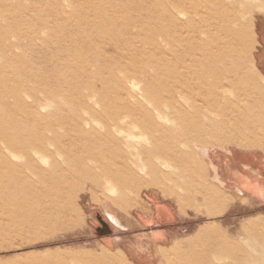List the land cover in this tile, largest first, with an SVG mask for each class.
Here are the masks:
<instances>
[{
	"label": "rangeland",
	"instance_id": "1",
	"mask_svg": "<svg viewBox=\"0 0 264 264\" xmlns=\"http://www.w3.org/2000/svg\"><path fill=\"white\" fill-rule=\"evenodd\" d=\"M216 1L0 0V264H264V168L259 187H224L206 157L231 148L264 160V123L245 145L210 112V136L193 141L199 115L173 86L172 51L199 30L206 88L264 119V0H220L232 15L220 21ZM161 204L164 236L140 224Z\"/></svg>",
	"mask_w": 264,
	"mask_h": 264
},
{
	"label": "bare ground",
	"instance_id": "2",
	"mask_svg": "<svg viewBox=\"0 0 264 264\" xmlns=\"http://www.w3.org/2000/svg\"><path fill=\"white\" fill-rule=\"evenodd\" d=\"M216 3H217V7H214L215 11H213V9H211L212 11L209 12L210 13L209 16H210L211 20L217 19L220 21L222 18V16H221L222 14H227V17L232 20V15H231V13H229L231 11V9L229 8L231 5L228 7L224 2L223 3L220 2V0L216 1ZM233 6H235V5H233ZM180 13L186 14L188 12H186L185 10H182V11H180ZM169 19H170V17H167V16L164 17V20H169ZM222 30H223V33L225 35L229 34V32H231L228 25H226L225 28H223ZM219 32H221V31L218 30L216 33L218 35H220ZM167 35H168L167 31H165V30L162 31L163 38H166ZM205 40L208 41V39H205ZM205 40L203 39V41H202V38L200 36V31L196 30L193 32V35L190 36V42H189V45L186 46V52L177 51L174 53V51H172V53L174 54V58L176 57L179 60V61H177V59H175V61H177L178 64L176 66L174 65V67H171L177 73V77H174V79H175L174 84L175 85H173V86L175 89H180L184 92L182 99L184 101H187L188 103H189V101H190V103H193L192 105H194L195 108L193 106L191 108L195 109L196 114L199 115L198 117L192 119L193 121H191V124H193V125L196 124V126H197V127L195 126L196 130H194V132L197 131V133H196L197 136H192L191 140L199 142L198 139H199V137H201L202 134H203V136H206V137L210 136L209 133L205 131L206 123L203 120V116H205V115L207 116L211 112V113H216L220 117L223 118V120L220 121V124H221V134L223 135L224 138L228 132L236 130L237 134L239 136L246 133V135L244 137V138H246L245 139L246 143H244L245 145L251 144V145L257 146L258 145L257 144L258 143V137H259L257 125L259 123H264V119L262 121H260V119L258 118V115L255 118V115H252L250 110H249L250 107L247 110H240V109L235 110L236 107L233 105V103H231V102L227 103L222 99L218 100L221 97L219 95H217L216 92L210 93L209 90L206 88L207 87L206 86L207 80L209 79L210 75H208V74L206 75V73L204 71L205 66H206V62L209 60V57L207 58L205 56L206 55L205 54V51H206L205 50L206 49V44H205L206 41ZM197 51H200V52L197 53ZM224 51H225V48H224ZM222 65H223V63H222ZM166 67H170V64L167 62V60L165 58H163L162 59V68L165 71L167 70ZM226 74H228V73H226ZM226 79H228V78H226ZM194 81H196L199 85H197L196 82H194ZM198 89H201V92H202L201 96H202V100H204L202 105H198L197 101L195 100L194 91L198 90ZM229 89H230V87H229ZM222 90H224V89H222ZM212 100H214V102H212ZM186 104L187 103H184V104L180 103V105H178V108H180L184 112V114H186V111L188 112ZM261 104L262 103L260 102L259 105H261ZM262 105L263 106H261V107L259 106V110L261 109L262 113L264 114V104H262ZM259 110H258V113H259ZM122 115H123V112H122ZM120 125H121V123H120ZM160 126H162V125H160ZM148 127L150 130V133L152 131H154V129L159 128L158 125L154 124L151 121L149 122ZM201 128H204V131ZM244 129L246 130V132H244ZM157 133L160 135V137L165 136L166 134H169L168 129L163 128V127H160L158 129ZM230 141H234V139H231ZM141 155H143V154H141ZM110 177H112V176H110ZM74 196L76 197V195H74ZM133 205H135L137 207L139 206V205H137L136 202H134L131 204L130 208H132Z\"/></svg>",
	"mask_w": 264,
	"mask_h": 264
},
{
	"label": "crops",
	"instance_id": "3",
	"mask_svg": "<svg viewBox=\"0 0 264 264\" xmlns=\"http://www.w3.org/2000/svg\"><path fill=\"white\" fill-rule=\"evenodd\" d=\"M261 16L264 17V15ZM256 29V68L260 74L264 76V18L258 20ZM206 157L211 162V165L215 169V175L224 187L227 186L229 182H234V179H236V182L230 183L229 186L236 187L237 189L246 188L249 185L259 187L260 180L263 179L260 171L264 168V160L262 157L260 158L259 151L243 152L237 149L232 150L231 148L228 151L217 149L212 153H208ZM252 170L258 171L253 178L254 180L247 177L241 178V173L246 171L251 172ZM239 178H241V180ZM238 179L240 180L239 183H237ZM158 207L159 211L156 213L158 214L157 217L146 215L144 220H140V224H142L145 229H151L159 225L161 229L157 230L156 233L161 232L163 233L162 236H164V233L167 231L165 228L169 226L166 224L171 222L172 217H170L168 212V206L161 204L158 205Z\"/></svg>",
	"mask_w": 264,
	"mask_h": 264
},
{
	"label": "water",
	"instance_id": "4",
	"mask_svg": "<svg viewBox=\"0 0 264 264\" xmlns=\"http://www.w3.org/2000/svg\"><path fill=\"white\" fill-rule=\"evenodd\" d=\"M158 211H159V208H158Z\"/></svg>",
	"mask_w": 264,
	"mask_h": 264
}]
</instances>
